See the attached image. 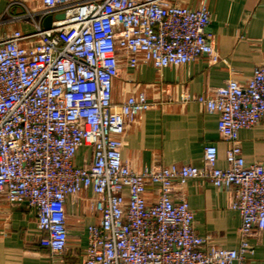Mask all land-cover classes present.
<instances>
[{
	"label": "built area",
	"instance_id": "obj_1",
	"mask_svg": "<svg viewBox=\"0 0 264 264\" xmlns=\"http://www.w3.org/2000/svg\"><path fill=\"white\" fill-rule=\"evenodd\" d=\"M4 2L11 21L25 27L0 39V195L35 211L41 245L52 253L68 248V198L90 192L95 221L80 264H234L254 254L251 239L264 231V162L246 161L240 131L264 118V65L245 82L230 78L211 92L182 96L219 115L227 166H218L214 144L205 147L202 166L137 171L122 153L127 126L153 102L144 90L116 101V80L140 64L158 71L200 57L218 62L207 4L0 0V7ZM197 178L231 193L230 208L241 216L238 247L199 235L189 202L174 196L176 184Z\"/></svg>",
	"mask_w": 264,
	"mask_h": 264
},
{
	"label": "crops",
	"instance_id": "obj_2",
	"mask_svg": "<svg viewBox=\"0 0 264 264\" xmlns=\"http://www.w3.org/2000/svg\"><path fill=\"white\" fill-rule=\"evenodd\" d=\"M176 2L192 8L207 4L212 14L209 32L220 60L213 63L208 57H200L158 71L149 64L123 69L115 82V100L122 102L144 90L153 102L127 126L123 136V158L137 171L169 164L202 166L205 147L211 144L218 148V166H227L229 143L219 133V115L196 101H184L182 96L211 92L230 78L245 82L256 67L264 65V0ZM22 26L11 21L4 2L0 7V39ZM240 142L247 162H264V118L253 128L242 129ZM85 150H80V157ZM88 196L90 192H83L68 198V248L52 253L40 243L43 232L37 227L35 211L24 203L11 205L0 195V264H80L88 245L87 226L95 221ZM156 196V187L151 186L147 198L152 202ZM174 196L189 202L199 235L224 247H238L241 216L230 208L229 191L197 178L185 185L176 184ZM251 240L254 254L234 264H264V231Z\"/></svg>",
	"mask_w": 264,
	"mask_h": 264
},
{
	"label": "water",
	"instance_id": "obj_3",
	"mask_svg": "<svg viewBox=\"0 0 264 264\" xmlns=\"http://www.w3.org/2000/svg\"><path fill=\"white\" fill-rule=\"evenodd\" d=\"M57 19H63L65 17V14L64 13H58L56 14L55 16ZM52 18L53 16L52 15H48L45 20H44V27L46 29H50L51 28V25H52Z\"/></svg>",
	"mask_w": 264,
	"mask_h": 264
},
{
	"label": "rangeland",
	"instance_id": "obj_4",
	"mask_svg": "<svg viewBox=\"0 0 264 264\" xmlns=\"http://www.w3.org/2000/svg\"><path fill=\"white\" fill-rule=\"evenodd\" d=\"M25 27V26H24Z\"/></svg>",
	"mask_w": 264,
	"mask_h": 264
}]
</instances>
